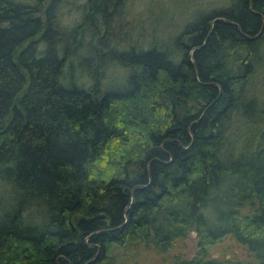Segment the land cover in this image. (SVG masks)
Here are the masks:
<instances>
[{
    "label": "trees",
    "instance_id": "trees-1",
    "mask_svg": "<svg viewBox=\"0 0 264 264\" xmlns=\"http://www.w3.org/2000/svg\"><path fill=\"white\" fill-rule=\"evenodd\" d=\"M73 1L0 0V264H264V0L127 46Z\"/></svg>",
    "mask_w": 264,
    "mask_h": 264
},
{
    "label": "rangeland",
    "instance_id": "rangeland-1",
    "mask_svg": "<svg viewBox=\"0 0 264 264\" xmlns=\"http://www.w3.org/2000/svg\"><path fill=\"white\" fill-rule=\"evenodd\" d=\"M82 2L83 0H76L63 4L59 11V20L63 26L67 28L79 18ZM227 3L228 0H126L124 9L113 18L111 34L119 38L125 46L128 43L146 45L152 40H165L171 44L173 38L188 20L197 14L222 7ZM114 71L113 79L120 81L123 72ZM254 86L259 89L258 98L264 104V68L259 73V80L254 82ZM196 244L195 234H189L186 240L181 242V254L193 255L197 249ZM226 244L229 242L226 241L216 246L211 254L217 256L220 247L222 249V246ZM171 255V253L150 254L140 259L138 264H167Z\"/></svg>",
    "mask_w": 264,
    "mask_h": 264
},
{
    "label": "water",
    "instance_id": "water-1",
    "mask_svg": "<svg viewBox=\"0 0 264 264\" xmlns=\"http://www.w3.org/2000/svg\"><path fill=\"white\" fill-rule=\"evenodd\" d=\"M219 19H222V18H215V19H213V21H212V26H213L214 23H215L217 20H219ZM262 21H263V25H262V28H261L260 32L262 31L263 26H264V18H263V17H262ZM260 32H259V33H260Z\"/></svg>",
    "mask_w": 264,
    "mask_h": 264
}]
</instances>
